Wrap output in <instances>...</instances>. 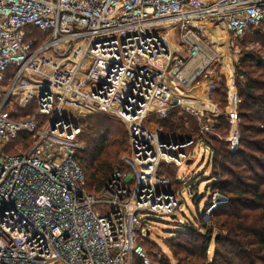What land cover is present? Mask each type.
<instances>
[{"label": "built area", "instance_id": "obj_1", "mask_svg": "<svg viewBox=\"0 0 264 264\" xmlns=\"http://www.w3.org/2000/svg\"><path fill=\"white\" fill-rule=\"evenodd\" d=\"M262 22L264 0H0V264H159L142 244L143 216H173L182 201L160 172L189 163L213 133L207 114L223 110L209 75L234 69L238 40ZM231 78L225 140L235 151ZM205 81L203 96L191 93ZM31 100L35 113L20 114ZM175 108L197 119L199 138L158 124ZM96 113L125 124L129 151L94 194L77 154L80 119ZM22 132L32 144L8 151Z\"/></svg>", "mask_w": 264, "mask_h": 264}, {"label": "trees", "instance_id": "obj_2", "mask_svg": "<svg viewBox=\"0 0 264 264\" xmlns=\"http://www.w3.org/2000/svg\"><path fill=\"white\" fill-rule=\"evenodd\" d=\"M238 43L244 45L235 66L239 147L231 151L230 143L225 140L231 128L227 114L215 117L213 127L219 135L207 134L206 137L212 150V176L215 178L212 187H217L226 199L213 210L215 226L204 225L200 232L195 228L196 221H191L192 225L177 231L178 241H169L172 256L164 255L154 260L159 264H174V261L176 264H264V22L251 28ZM250 43L255 50L246 49ZM211 97L223 110L228 108L224 75L212 88ZM81 122L84 127L79 140L84 143V149L77 157L85 175V190L97 194L104 189L115 168L124 170L120 158L129 151V133L122 121L119 123L102 114L87 116ZM197 122L196 118L186 122L180 109L175 108L168 119L159 124L181 138H199ZM32 142V136L22 132L7 150L26 149ZM160 173H166L171 186L179 183L175 165L164 164ZM216 228V247L211 257L210 243ZM145 241L151 242L147 237L142 244ZM134 264L143 262L136 259Z\"/></svg>", "mask_w": 264, "mask_h": 264}, {"label": "rangeland", "instance_id": "obj_3", "mask_svg": "<svg viewBox=\"0 0 264 264\" xmlns=\"http://www.w3.org/2000/svg\"><path fill=\"white\" fill-rule=\"evenodd\" d=\"M246 49L247 50L250 49L252 51L255 50L256 47L253 45V43H250ZM242 50H244V45L240 44V48L235 53L236 55H234V58L237 59V61L242 53ZM232 70L233 71L231 72L230 70L218 69L213 74H211V76L209 75V78H211L209 80L211 82L212 88L215 87V84L217 82L222 81L223 75L227 80V87H228L230 81L229 78H231L232 74H234V76L236 74V67H234V69L232 68ZM30 104H31L30 107H27V109L19 110V113L23 115H27V114L29 115L35 113L34 101L31 100ZM228 109L229 107L226 110L222 109L223 111L219 115L227 114ZM23 110H27V113H23ZM104 116L112 118L118 121L119 123H121L120 120L112 116H108V115H104ZM207 116L210 117L212 120L214 119L215 122L216 116L214 114L211 115L207 114ZM196 126L199 129L198 122ZM212 131L213 133H208V135L209 134L219 135L218 133L215 132L213 125H212ZM207 144L208 142L206 139L203 141H199V143L195 145V148L191 149L193 153H191L189 156V160H190L189 163H185L181 167L176 166L177 182L179 183H174L172 185V188L180 194L182 201L178 210L175 213V217H173L172 215H156V214H145L143 216L146 218L145 234L147 233V231H149L147 238L148 240L151 241V242L145 241L143 245L145 249L150 253L151 258L153 260H157L163 257L164 255L172 256V252L169 247V241L170 240H173L175 242L178 241L179 235L177 234V231L185 228V226L187 225H192L191 221L193 222L196 221L195 228L198 231L202 232L204 230L203 228L204 224L203 225L200 224L198 219L196 218L198 216V211L202 212L207 202L211 201L212 197L217 199L219 198L220 199L219 203L225 201L226 199V197L221 194V192L218 190L217 187H215V189H213L212 187V183L215 182V178L212 176L213 175V168L211 163L212 150ZM23 149L25 148L22 147L18 150H23ZM126 153L127 152L121 154V158H120L121 161H123V155ZM116 169L118 168H115V170ZM165 174L162 175L165 176ZM222 177H225V174H223ZM214 222H215V216L212 215V223L209 226H215ZM217 234H218V228L214 230L213 239L212 242L210 243L209 255L211 257L213 256L214 248L216 247V242L214 238ZM176 263L177 262L174 261V264Z\"/></svg>", "mask_w": 264, "mask_h": 264}, {"label": "bare ground", "instance_id": "obj_4", "mask_svg": "<svg viewBox=\"0 0 264 264\" xmlns=\"http://www.w3.org/2000/svg\"><path fill=\"white\" fill-rule=\"evenodd\" d=\"M228 68H229V70H230L231 72L233 71V70H232V65H231V63H229ZM207 84H208V81H205L202 85H200V86L194 88V89L191 91V93H192V94H195V95L203 96L202 93H200V92H204V86L207 85ZM202 103H203V104H206V105H210V106L212 105L210 100H206L205 102H202Z\"/></svg>", "mask_w": 264, "mask_h": 264}, {"label": "water", "instance_id": "obj_5", "mask_svg": "<svg viewBox=\"0 0 264 264\" xmlns=\"http://www.w3.org/2000/svg\"><path fill=\"white\" fill-rule=\"evenodd\" d=\"M173 217H175V215H173ZM149 234V231H147V235Z\"/></svg>", "mask_w": 264, "mask_h": 264}]
</instances>
